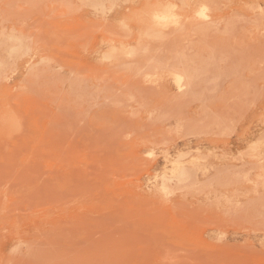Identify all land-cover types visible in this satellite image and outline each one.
Returning <instances> with one entry per match:
<instances>
[{
  "label": "rangeland",
  "instance_id": "obj_1",
  "mask_svg": "<svg viewBox=\"0 0 264 264\" xmlns=\"http://www.w3.org/2000/svg\"><path fill=\"white\" fill-rule=\"evenodd\" d=\"M0 264H264V0H0Z\"/></svg>",
  "mask_w": 264,
  "mask_h": 264
}]
</instances>
